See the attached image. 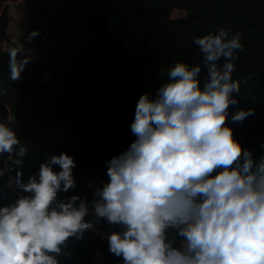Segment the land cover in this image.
I'll list each match as a JSON object with an SVG mask.
<instances>
[{
    "label": "clouds",
    "instance_id": "clouds-1",
    "mask_svg": "<svg viewBox=\"0 0 264 264\" xmlns=\"http://www.w3.org/2000/svg\"><path fill=\"white\" fill-rule=\"evenodd\" d=\"M193 44L209 78L200 87L201 67L177 62L154 99L141 94L130 124L135 139L105 162L108 182L94 190V215L123 226L107 237L109 251L123 264H264V155L255 159L227 126L229 107L237 103L233 93L240 91L232 73L236 52L243 51L241 35L220 28L194 36ZM17 51L10 53L13 81L23 68ZM253 114L241 109L231 120ZM11 123L10 117L0 120V154L22 158L28 147ZM75 166L61 152L41 163L27 183L16 172L17 187L30 195L0 207V264H59L66 242L93 229L84 219V198H57L75 187ZM170 230L178 245L168 238Z\"/></svg>",
    "mask_w": 264,
    "mask_h": 264
},
{
    "label": "trees",
    "instance_id": "trees-1",
    "mask_svg": "<svg viewBox=\"0 0 264 264\" xmlns=\"http://www.w3.org/2000/svg\"><path fill=\"white\" fill-rule=\"evenodd\" d=\"M3 2L0 43L8 41ZM23 10L36 55L16 46L0 49V87L6 89L0 96V120L12 118L10 127L28 152L22 158L0 154V207L30 195L17 187V171L27 183L47 158L70 155L75 187L57 198H84L89 207L84 219L94 227L82 239L66 242L59 264H123L109 251L107 237L124 228L97 220L93 193L108 182L105 162L135 139L130 124L141 94L154 99L177 62L201 67L200 87L209 78L194 36L220 28L240 33L243 51L236 52L232 73L240 91L233 93L237 103L229 107L227 126L255 159L264 155V0H23ZM173 11L181 14L173 17ZM16 50L23 68L13 81L10 53ZM224 62L217 61L218 67ZM241 109L254 114L233 122L231 115ZM15 159L22 163L14 164ZM53 170L60 168L53 165ZM168 238L178 245L174 230Z\"/></svg>",
    "mask_w": 264,
    "mask_h": 264
},
{
    "label": "rangeland",
    "instance_id": "rangeland-1",
    "mask_svg": "<svg viewBox=\"0 0 264 264\" xmlns=\"http://www.w3.org/2000/svg\"><path fill=\"white\" fill-rule=\"evenodd\" d=\"M7 6V37L8 41L0 43V49L10 50L13 46L20 48L25 54L35 56L36 51L34 49V43L28 38L26 34L27 20L23 10V0H4L1 5L3 9ZM181 13L173 11L171 15L173 17L179 16ZM44 80H48V75L44 76ZM12 185V178L10 177L8 186Z\"/></svg>",
    "mask_w": 264,
    "mask_h": 264
}]
</instances>
